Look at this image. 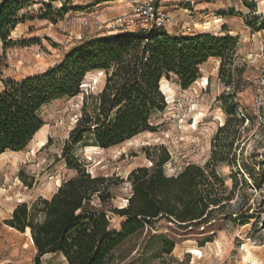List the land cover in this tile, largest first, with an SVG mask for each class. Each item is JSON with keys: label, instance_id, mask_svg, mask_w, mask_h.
Returning a JSON list of instances; mask_svg holds the SVG:
<instances>
[{"label": "rangeland", "instance_id": "374dc122", "mask_svg": "<svg viewBox=\"0 0 264 264\" xmlns=\"http://www.w3.org/2000/svg\"><path fill=\"white\" fill-rule=\"evenodd\" d=\"M63 1L31 0L19 10L22 21L5 41L0 38V78L42 73L80 41L126 26L141 28L130 0H67L62 8ZM157 5L172 19L167 33L229 35L233 41L227 40L226 47L233 53L222 61L208 58L187 88L175 76L165 78L161 92L166 107L152 118L154 125L160 124L157 131L141 133L128 143L101 149L86 138L65 156V139L79 116L82 93L43 106L45 123L26 148L0 156V264H35L29 232L6 220L17 205L49 198L58 183L75 174L66 159L73 157L91 176L111 177V202L121 208L131 194L128 173L151 167L163 149L169 154L163 164L166 175L189 163L209 162L229 200L206 223L178 227L156 220L128 237L112 264H264V108L258 116L251 91L264 66V0H157ZM104 82L103 70L90 71L81 90L97 94ZM41 139L45 143L39 146ZM109 216L111 227L118 230L125 218ZM167 241L174 243L169 253ZM39 264L67 262L57 253H45Z\"/></svg>", "mask_w": 264, "mask_h": 264}, {"label": "trees", "instance_id": "16d2710c", "mask_svg": "<svg viewBox=\"0 0 264 264\" xmlns=\"http://www.w3.org/2000/svg\"><path fill=\"white\" fill-rule=\"evenodd\" d=\"M30 2L0 0L2 41L22 21L18 12ZM66 3L64 0L61 7ZM227 40L233 38L201 33L184 36L143 27L112 30L75 44L60 63L42 73L19 80L0 78V155L26 148L45 123L43 106L80 93L79 116L65 139V156L86 138L106 149L157 131L160 124L154 125L152 118L166 107L161 82L175 76L179 85L187 88L199 77V65L208 58L222 61L231 56ZM94 70L104 71L103 88L97 94L82 92L85 75ZM234 113L228 111L231 118ZM72 159H66V166L75 170L73 176L63 179L49 198L17 205L6 220L20 232H29L37 252L35 264L45 253H57L67 264H112L117 248L156 220L178 227L206 223L229 200L222 179L209 162L189 163L176 174L166 175L163 164L169 154L163 149L151 167L139 166L128 173L131 194L125 206L116 208L111 202V177L91 176ZM243 167L250 175V169ZM110 213L125 218L118 230L111 227ZM166 244L169 253L174 243Z\"/></svg>", "mask_w": 264, "mask_h": 264}, {"label": "built area", "instance_id": "2783aa9c", "mask_svg": "<svg viewBox=\"0 0 264 264\" xmlns=\"http://www.w3.org/2000/svg\"><path fill=\"white\" fill-rule=\"evenodd\" d=\"M134 15L139 18L140 26L150 29H167L171 25L172 19L168 13L157 5V0H130ZM98 24V21H96ZM118 26V24H116ZM126 26V25H125ZM101 28V26H98ZM125 29H129L128 26ZM253 106L257 115L264 108V66L260 70V74L254 82L253 88Z\"/></svg>", "mask_w": 264, "mask_h": 264}, {"label": "bare ground", "instance_id": "6f19581e", "mask_svg": "<svg viewBox=\"0 0 264 264\" xmlns=\"http://www.w3.org/2000/svg\"><path fill=\"white\" fill-rule=\"evenodd\" d=\"M89 75V74H88ZM161 89V88H160ZM40 131V130H39ZM38 131V132H39ZM132 139H135V137L134 138H132ZM132 139H129L128 141H126V143H128V142H130ZM44 143H45V139H41L40 141H39V146H41V145H44ZM1 156V155H0ZM60 183H58V185H59ZM218 243V242H217ZM249 254V253H248ZM245 257H246V255H245ZM64 258V257H63ZM243 258H244V256H243ZM249 260V259H248Z\"/></svg>", "mask_w": 264, "mask_h": 264}]
</instances>
